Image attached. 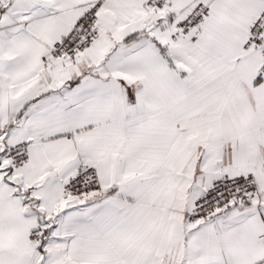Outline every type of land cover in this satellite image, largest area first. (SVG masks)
<instances>
[{
	"label": "snow or ice",
	"instance_id": "6c2138e0",
	"mask_svg": "<svg viewBox=\"0 0 264 264\" xmlns=\"http://www.w3.org/2000/svg\"><path fill=\"white\" fill-rule=\"evenodd\" d=\"M0 264H264V0H0Z\"/></svg>",
	"mask_w": 264,
	"mask_h": 264
}]
</instances>
